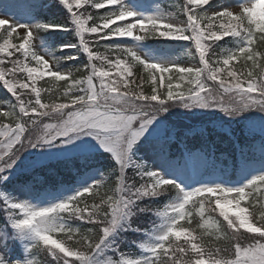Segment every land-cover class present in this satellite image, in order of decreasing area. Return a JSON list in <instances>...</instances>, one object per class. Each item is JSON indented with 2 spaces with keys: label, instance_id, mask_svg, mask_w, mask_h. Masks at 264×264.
<instances>
[{
  "label": "snow or ice",
  "instance_id": "6c2138e0",
  "mask_svg": "<svg viewBox=\"0 0 264 264\" xmlns=\"http://www.w3.org/2000/svg\"><path fill=\"white\" fill-rule=\"evenodd\" d=\"M58 3L68 16L63 24L40 20L14 23L7 15L8 6L0 5V15L4 17L0 18V82L16 101L10 103V111H0V181L7 180L8 173L26 151L44 147L64 149L73 145L88 156L95 151L85 139L90 138L115 160L118 166L112 170L115 187L105 190L103 180L88 184L86 178H82L84 186L69 197L37 194L35 200H41L42 195L52 197L40 203L3 199L10 227L21 238L27 235L33 241L25 249V259L15 264H35L28 257L38 251L46 252L58 264H95L97 257L102 258L104 264H180V257L189 250L195 257L189 264H264V213L256 218L248 206H242L249 195L246 190L264 185V171L250 174L241 150L238 172L242 179H247L242 184L226 180L225 174L217 170L214 143L207 141L197 150H186L179 157H171L169 144L176 137L165 130L162 119L172 108H182L193 115L223 113L229 123L242 124L249 136L259 134V149L264 157V52L256 47L257 42L264 44L261 0L240 3L236 11L225 6L213 7V0H184L181 13L185 20L181 25L169 22L162 12L143 15L130 10L124 0H58ZM33 7L23 6L24 13L30 14ZM89 7L108 10L94 17L87 14ZM97 18L102 23H97ZM122 21L128 22L118 23ZM20 29L24 30L22 34ZM51 31L74 32L79 37L78 44L66 43L60 51L75 48L85 53L86 76L74 78L72 71L62 73L61 57L55 58L56 69L53 70L45 55H54L37 50L34 41L39 40L41 33ZM138 32L145 35L136 34ZM86 34L90 39L85 38ZM148 35L192 42L199 66L179 67L170 61L149 59L135 47L119 44L102 45L104 53L90 47L93 40L96 44L120 38L142 42ZM226 38L238 39L239 46H220ZM17 40L20 42L16 43ZM16 53L20 55L12 59ZM62 58L76 60L78 57ZM240 60L248 70L238 73L234 62ZM5 63L10 67H5ZM104 65L116 69L117 79H112ZM137 65L149 72L151 94H145L139 87H129L134 81L128 78L133 76ZM173 68L181 83L169 82L166 92H161L159 89L165 87L164 74ZM80 71V68L75 69V72ZM18 73L26 75L20 79ZM45 76L65 82L63 92L57 94V98L62 97L65 102H42V90L36 86V80ZM167 79L171 81L172 77ZM23 90H30L34 101L26 102ZM9 117L14 120V126L2 122V118ZM45 118L56 122L47 123ZM41 128L43 132L34 137L33 130ZM138 148H144L160 161L157 169L137 160ZM56 156L67 158L68 154L59 151ZM170 193L173 198L156 210L163 229L158 242L141 245L147 256L131 258L108 246L109 237L131 215V206ZM231 194L234 195L229 198ZM213 196L215 208L211 211L219 210V216L226 222L223 225L212 217L205 219L206 202L210 205ZM89 199L91 204L86 203ZM190 204L203 220L198 225L201 229L212 221L217 232L231 230L235 243L229 258H222L220 249L206 253L196 242L194 231L181 223L192 222ZM67 220L80 224L70 226L63 222ZM83 225L88 227L82 230ZM241 229L250 234L247 244L239 242ZM61 236L63 238H59ZM172 238H183L188 247L172 248ZM162 257L167 260L162 262ZM0 264H13V261L0 254Z\"/></svg>",
  "mask_w": 264,
  "mask_h": 264
},
{
  "label": "trees",
  "instance_id": "16d2710c",
  "mask_svg": "<svg viewBox=\"0 0 264 264\" xmlns=\"http://www.w3.org/2000/svg\"><path fill=\"white\" fill-rule=\"evenodd\" d=\"M183 3L184 0H164L162 2V6L166 10L175 12L176 15L183 17L181 13V7ZM0 5H7V9L16 7L19 9V13H21V11L23 10V6L33 5L34 7L31 9V12L33 13V16L41 22L52 21L63 24L68 20L66 10L58 3V0H0ZM82 11H84V9H82ZM95 11L97 10L90 7L87 8V14L98 17L99 15H96L97 12L95 13ZM46 35L49 36V40L54 44L55 47L66 43H79V37L76 36L74 32L51 31L46 33ZM85 38L90 39V35L86 34ZM234 43L235 40L229 39L227 41L220 42V46L224 48H236ZM90 47L93 51H98L101 53L105 52L104 48L100 44L90 43ZM256 47L260 52H264V44L257 42ZM19 55V53H16L12 57V59H15ZM86 60L88 59L86 55H84L83 61ZM4 66L10 67V65L7 63H5ZM99 66L100 65L98 64V67ZM234 67L235 70L238 71V73L248 70L244 67V62L242 60L238 61V63L235 64ZM76 68H78V66H75L73 68L74 78H81L87 75V72H85L82 68H80V72H75ZM114 70L116 69L114 68ZM25 75L26 74L24 73L17 74L18 78L20 79H23ZM141 78L144 84L146 77L143 74L141 66L137 65L133 68V76L130 77V80L134 81V83H131V87L135 88L137 85H139L137 84L139 83L137 80H141ZM112 79H117V76ZM64 85V81H56L55 79L38 78L36 80V86L42 90V102L46 104H51L53 102H65L62 97L60 99L57 98V94L63 92ZM49 89H51V91H48ZM23 91V99H25L26 102L28 100L34 101L35 97L34 95L30 94V90ZM15 102V98L12 97L11 94L3 88L2 82H0V111H3L4 109L10 111V103ZM16 111L18 113V108ZM182 111L184 110H179L177 108L170 109V112L173 113L176 117L187 118L192 122L204 123L206 122V119H210L214 116L202 115L201 118H199L193 114H187ZM52 121L53 120H48L47 118H45V122L47 123H51ZM2 122L12 123L14 126V120L11 117L2 118ZM221 123L222 122H220V124ZM218 125L219 120H213L212 122L204 125V127L200 128L189 127L183 124H179L174 128L166 126V131H168L169 134H174L176 137V142H171L169 144L170 156H173V158L180 156L178 143H185L191 149H198L205 141H214L217 150L220 153L227 154V158H225L226 162L224 161V164L227 166L228 164H230V162H234L232 153L233 151L231 150V148H233V143L229 141L224 134H222ZM231 125L232 132L235 135H239L240 133H242L240 132L241 124L232 123ZM241 137L242 138H238V140L242 143L245 149L244 154L246 159L258 160L260 157L258 156L256 149L260 145V137H253L250 139H246L242 135ZM116 167L117 165L107 154L76 156L70 159L50 162L43 166L37 167L30 172L22 173L14 177L13 179H10L8 182L1 184L0 193H8L10 188L17 185L21 187H31L36 195L44 194L51 190H59L60 187H68L94 170H99L100 172H103L108 176V181L105 184V190H108L115 187V173H113L112 170ZM131 171V169L128 170L130 176L132 175ZM172 198V194L170 193L155 200L144 199L136 202L135 205L131 206V215L128 217V219L122 221L117 229L112 233L111 236H113V239H111L110 242H107L108 246L111 249L118 247L120 249V252L123 253L131 252L134 244L141 238L139 236L140 234H132L131 230L138 229L139 231H151L155 227H157L161 218L156 214V210L162 209ZM86 203L91 204L92 200L89 199L86 201ZM245 205L249 207V210L254 214L256 218H259L261 213H264V189L258 188L252 199L249 202H246ZM4 207V204L0 202V228H2L9 235V222H7L6 220L7 212L4 211ZM196 207L198 208L199 206L197 205ZM205 207V219H207L208 217H212L213 221L219 220L222 225L226 223L223 221V218L219 216V213L217 212L218 210H216L215 212L211 211V208H214L212 202L210 205L206 202ZM141 209H143V211H141ZM192 211L193 215L190 218L192 222L191 224H188V222L185 221V223H183L184 227L194 231V235H196L198 238L196 242L205 249L206 253H215L217 249H220L222 258H229V253L231 251L232 245L235 243V241L231 239V230L222 229L220 232H217L214 226H212V221L209 222V226L201 229L198 225L203 223V220L197 214L196 210L192 209ZM69 222L74 227L80 224L79 221L75 220H70ZM86 227L88 226L83 225L82 230ZM225 231H227V236H225ZM60 238L63 237L61 236ZM248 238L249 236H246L242 232L239 234V242L242 244H247L249 242ZM177 245L188 247V245H185L183 239L177 240L176 242L172 241V248L177 247ZM10 246L11 244L8 243L7 247H3V250L6 252V254H8V248ZM13 255L22 257L18 250L15 252V254L13 253ZM194 259L195 257L189 250L186 254L180 257V264H189V262ZM205 259H208L207 255H205ZM34 260L36 261V264H58V262H55L49 254L43 251L36 252ZM161 260L163 262L167 260V257H163V259Z\"/></svg>",
  "mask_w": 264,
  "mask_h": 264
},
{
  "label": "rangeland",
  "instance_id": "374dc122",
  "mask_svg": "<svg viewBox=\"0 0 264 264\" xmlns=\"http://www.w3.org/2000/svg\"><path fill=\"white\" fill-rule=\"evenodd\" d=\"M161 2H162V0H149V1H141V2H135L134 0H124V5L127 8H129L130 10H133V11L140 13V14H143V15H152V14H157V13L162 12L167 16L169 22L176 24V25L183 24L185 18L184 19L177 18L170 13H166L161 7ZM245 2H247V0H213V7L225 6V7H229L230 10L236 11V10H238L239 4L245 3ZM251 2L255 3L256 0H251ZM261 6L264 7V0H261ZM19 12H20L19 9L16 7H11L9 9H7V15L9 16V18L14 23H33V22L37 21L35 19V17L33 16L32 12L30 14H25L24 9L21 11V13H19ZM0 18H4V17L2 15H0ZM127 22L128 21H122V22H118V23L124 24ZM23 31H24L23 29L19 30V32L21 34L23 33ZM44 33L40 34L39 40L34 41V44L37 47V50L41 51L42 54H43V52H45V53L51 52L54 55L53 57H49V56L45 55V59L49 60V64L53 70L56 69V63H55L56 57H58V58L61 57V59L59 60V68H60V71L64 74H67V72H69V71H72L74 73L73 68L75 66H77L78 64H81V65H78V68L84 69V65H86L88 62H84L82 64V62H83L82 57H81L82 52H79L75 48H67V49H64L63 51H60L61 47L53 46V44L50 42L48 37L44 35ZM136 34L145 35V33H139V32ZM150 38H155V36L148 35V36H146L145 40L142 42H135V41H132L130 38H120L119 40L109 41L108 44H119V45H123L124 47H135V49L139 53H141V55H144L149 59L170 61L171 63H174L179 67H197V66H199V57L197 58V54H196V51H195V48L193 45L183 47V49H181V50L178 49V47H176V46H172V47L168 46L167 50H163V49H160L155 44H152L149 41ZM17 41H16V43H17ZM237 44L239 46L240 41ZM64 56H77L78 58L76 60H65L62 58ZM186 57H188V59H185ZM193 57H196V58H193ZM97 63L99 64V62H97ZM171 63L169 65L170 67H171ZM32 66H35V65L33 64ZM103 67H104V70H106V71L111 70V69H108L109 68L108 65H104ZM144 72H145V75L147 76V79L145 80L147 82L143 84V80L141 78V80H137L139 82L137 84L141 85L140 89H142L145 94H151V90L149 89L152 87V84L150 81V75H149V72L145 69H144ZM115 74H116V72H115ZM157 75H160V74H157ZM176 75H177V73H176L174 68L171 72L164 74V76H165V87L163 89L167 90V84L169 82H171L173 85L179 83L178 81H176L174 79V76H176ZM115 76L116 75H111L112 78H114ZM169 76L172 77L171 81H168V79H167V77H169ZM45 77H48V76H45ZM48 78H51V77H48ZM136 87H138V85ZM177 109L184 110L182 108H177ZM3 111H8V110L4 109ZM182 112L187 113L186 110H184ZM195 116L201 118L202 115H195ZM220 117H221V120H223V119L227 120L228 119L227 117L224 116V114L219 115V117H217V118H220ZM162 119H163L165 126H169L171 128V126L173 125L171 122H173V121L169 118L167 113L164 114V117ZM54 122H56V121H52L51 123H54ZM226 127H228L227 129H229V126H226ZM165 130H167V127ZM242 130L244 132H246L244 130L243 126H242ZM42 132H43L42 128L41 129H34L33 130V136L35 137L36 135H39ZM145 135L147 136V133ZM85 139L90 143L91 146H93L95 148V151L92 153H98V152L103 151L102 149H100V147L96 143V141L91 140L90 138H85ZM75 143L79 144L80 141H76ZM38 150L39 151H38V154L36 157L30 156L31 152H32V154L36 152V149H31L29 151H26L25 153H22L20 160L17 161V166L8 173L7 180L12 178L11 176H14V175L16 176L22 172H27L29 170H33L39 166H42L43 164H47V163H50L54 160L56 161L57 159H60L56 156V153L59 151H63L65 153H67L68 154L67 157H69L71 155H82L79 151H77L75 149V147L73 145H69L64 149H57L54 147L53 148L44 147L43 149H38ZM257 154L260 157L258 160H253V161L247 162V166H248L250 174H255L257 172L264 171V157L261 156L260 150L257 152ZM136 155L141 157L142 161L145 164L151 165L153 169H157L159 164H160V161L155 160L153 158V156L151 155V153L147 152L144 148H138ZM27 158H29V159L27 160ZM217 170L221 171V172L224 171V168L218 167V162H217ZM229 173H230V171H228L227 174H225V173L224 174H225V179L230 181V182L242 184L247 179V177H244L242 179L239 175V172H237L236 177L233 179V178L229 177L230 176ZM84 178H86V181L88 184H91L94 181H99V180H103L106 184L108 181V176L105 173L100 172L99 170L92 171V172L88 173ZM81 180L82 179H80L75 185H72L68 188L61 187V189L59 191H54L51 193L57 197H59V196L60 197H69V196L73 195L77 189H80L84 186L83 184H81ZM260 188L264 189V185H261ZM246 191L249 192V195L246 196L245 200H251L252 196L255 193V189H250V190H246ZM216 195H220V193H217ZM233 195L234 194H231L229 196V198H232ZM35 196H36V194L31 187L16 186L12 189L11 196L9 197V199L20 200V201L28 200L32 203L48 202L52 199L51 196L42 195L41 200H35L34 199ZM188 208L190 210H192L191 204L188 206ZM69 221L70 220L63 221V222L66 223L67 225L72 226V224ZM185 221H187V220H185ZM185 221H182L181 223L183 224V223H185ZM162 230L163 229H162L161 225H159L157 227V229L155 231H153V233L151 235H149L148 239L145 242H141L143 244H141V243L140 244L144 245V246H149V245L157 243L158 242L157 237L161 234ZM0 234H2V235H0V241H3V243L0 242V254H3L6 257L7 255H13V252L19 250L18 247L16 249L14 247V245L17 243V241H16V238L12 234L8 235L2 228H0ZM28 239L29 240L28 241L26 240L24 243L25 249L28 248L33 243V241L30 239V237H28ZM111 239H113V236H110L107 242H110ZM181 239H183V238H181ZM181 239H179V240H181ZM172 241L176 242L177 239L172 238L171 245H172ZM8 243L11 244L10 251L12 253L10 252V254H6V252L3 250V247H7ZM141 245H139V246L141 247ZM35 253L36 252L31 253L28 258L34 260ZM21 255H22L21 259L17 258V257H13V256L11 258H7V257L6 258L13 261V264H15V261H23L25 259L26 251L21 253ZM147 255H148V253H146L144 251V248L141 247L140 253L134 254V255L129 256V257L140 258L142 256H147ZM161 259H163V258H161ZM34 262L36 264L35 260H34ZM95 264H104V261L102 258L97 257Z\"/></svg>",
  "mask_w": 264,
  "mask_h": 264
}]
</instances>
